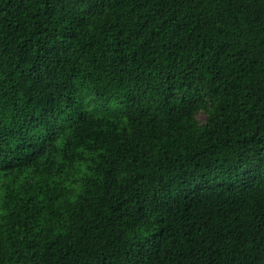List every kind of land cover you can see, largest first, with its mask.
<instances>
[{
    "label": "trees",
    "instance_id": "trees-1",
    "mask_svg": "<svg viewBox=\"0 0 264 264\" xmlns=\"http://www.w3.org/2000/svg\"><path fill=\"white\" fill-rule=\"evenodd\" d=\"M0 264H264V0H0Z\"/></svg>",
    "mask_w": 264,
    "mask_h": 264
},
{
    "label": "rangeland",
    "instance_id": "rangeland-1",
    "mask_svg": "<svg viewBox=\"0 0 264 264\" xmlns=\"http://www.w3.org/2000/svg\"><path fill=\"white\" fill-rule=\"evenodd\" d=\"M199 118H200L202 121H204L206 117H205V115H200Z\"/></svg>",
    "mask_w": 264,
    "mask_h": 264
}]
</instances>
